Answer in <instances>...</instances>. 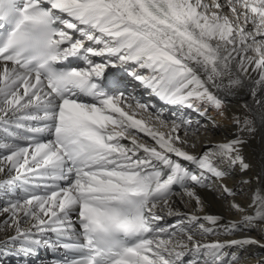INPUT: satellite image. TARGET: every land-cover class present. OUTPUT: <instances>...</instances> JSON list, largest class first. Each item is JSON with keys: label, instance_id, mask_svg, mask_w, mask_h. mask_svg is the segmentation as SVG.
Here are the masks:
<instances>
[{"label": "snow or ice", "instance_id": "1", "mask_svg": "<svg viewBox=\"0 0 264 264\" xmlns=\"http://www.w3.org/2000/svg\"><path fill=\"white\" fill-rule=\"evenodd\" d=\"M130 85L201 119L149 113ZM201 128L227 135L195 151ZM0 130V264L48 247L78 250L57 264H247L259 241L229 234L264 226V0H0ZM214 202L245 215L205 242Z\"/></svg>", "mask_w": 264, "mask_h": 264}, {"label": "bare ground", "instance_id": "2", "mask_svg": "<svg viewBox=\"0 0 264 264\" xmlns=\"http://www.w3.org/2000/svg\"><path fill=\"white\" fill-rule=\"evenodd\" d=\"M94 59L98 60L99 58L96 57ZM257 79H259V73L257 71L250 70V77H246V82L251 86L254 83V81ZM133 83L138 84V82H135V81H132V84ZM129 90L133 92V94L136 97H139L144 104L149 105L150 103L151 106L157 104L159 106L158 108L159 112H162L164 117L170 120L171 119H181V118H189L191 120L194 119L192 121H193V126L195 127V123L201 119L198 114H191L190 116H187L188 114L187 111L190 109L181 108L180 106H177V105L167 104L164 100H161L156 95L155 96L158 97L157 98L158 100L153 99L151 96L154 93H151L150 90H147V95H144V96L136 95L131 85H130ZM232 100L234 104H236V101L243 103L245 100L250 101V97H247V96L243 98L233 97ZM148 112L151 113L152 112L151 109H149ZM214 114L215 113L213 112V115ZM147 115L148 113H141L140 115L137 116V118L146 117ZM160 130L163 132H167L169 129L167 127H164V128H161ZM216 132L220 134V137L214 138V139L207 138L205 133H208V132L204 131L203 128H201L194 135L190 134L191 140L197 142L198 144V150H195V151H203V148L199 146L200 140H211L215 142V141L223 140L224 137L227 135V132H225L223 129H220ZM5 135L6 134H4L2 130H0V138H3ZM140 137L146 143H149V144L154 143V141H152L150 137L142 133L140 134ZM189 150L192 151L193 149L189 148ZM252 195H253L252 188H244L242 193L236 197V200L241 204V206L244 208H247L248 214H253L255 212L254 208L248 207L249 204L251 203ZM6 203H7V199L3 196L2 193H0V207H5ZM177 205H178V210L181 213L189 212L191 210V205L181 204L178 201H177ZM210 211L216 215L223 217V220L217 229V231L220 234L217 236L205 237V242H210L211 240H214V239H224L225 238V234L223 232L224 224L229 221H234L236 223H242L243 217L245 215V213L238 212L235 209L230 210L226 203H219V202H214ZM165 216H166V220L168 223H175L179 218L177 216H168L166 213H165ZM0 219H3V217H0ZM24 227H30V224H24ZM229 235H230V238H233V239H241L244 237H250L252 239L259 241L258 244L245 245L243 256H244V260L247 261V264H264V246H262L264 245V226H261L259 224L254 225V226L244 225L242 229L236 230V234H229ZM4 259H5L6 264H24L26 260V258L15 257V256L5 257ZM29 259L32 260L30 261L31 264L48 263V262L45 263L41 256L30 257Z\"/></svg>", "mask_w": 264, "mask_h": 264}, {"label": "rangeland", "instance_id": "3", "mask_svg": "<svg viewBox=\"0 0 264 264\" xmlns=\"http://www.w3.org/2000/svg\"><path fill=\"white\" fill-rule=\"evenodd\" d=\"M133 84H137V83H133ZM145 90L147 91L148 89H145ZM151 97H152L153 99L158 100V99H157L158 97H156L155 94H153ZM159 100H160V99H159ZM187 112H188L187 116H190L191 114H197V113H195V112L192 111V110H188ZM192 120H194V119H192ZM210 134H211V135H210ZM205 135L207 136V138H212V139H214V138H219V137H220V134L217 133V132H208V133H205ZM196 150H198V147H197Z\"/></svg>", "mask_w": 264, "mask_h": 264}, {"label": "trees", "instance_id": "4", "mask_svg": "<svg viewBox=\"0 0 264 264\" xmlns=\"http://www.w3.org/2000/svg\"><path fill=\"white\" fill-rule=\"evenodd\" d=\"M134 85V84H133ZM136 95H147V91L142 87H132Z\"/></svg>", "mask_w": 264, "mask_h": 264}]
</instances>
